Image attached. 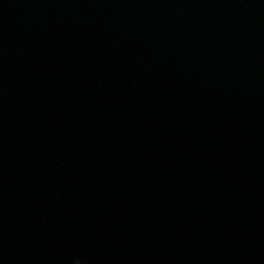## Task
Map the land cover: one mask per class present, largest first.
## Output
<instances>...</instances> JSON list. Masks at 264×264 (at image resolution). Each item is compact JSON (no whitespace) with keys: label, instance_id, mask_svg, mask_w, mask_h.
I'll list each match as a JSON object with an SVG mask.
<instances>
[{"label":"water","instance_id":"95a60500","mask_svg":"<svg viewBox=\"0 0 264 264\" xmlns=\"http://www.w3.org/2000/svg\"><path fill=\"white\" fill-rule=\"evenodd\" d=\"M0 264H264V0H0Z\"/></svg>","mask_w":264,"mask_h":264}]
</instances>
